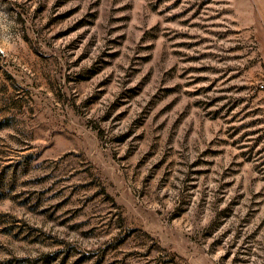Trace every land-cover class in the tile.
Instances as JSON below:
<instances>
[{"label":"rangeland","instance_id":"1","mask_svg":"<svg viewBox=\"0 0 264 264\" xmlns=\"http://www.w3.org/2000/svg\"><path fill=\"white\" fill-rule=\"evenodd\" d=\"M0 264H264V0H0Z\"/></svg>","mask_w":264,"mask_h":264}]
</instances>
